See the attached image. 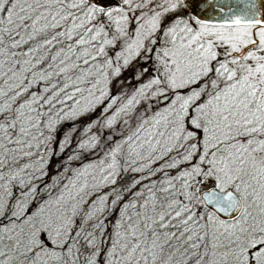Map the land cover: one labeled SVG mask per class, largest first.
<instances>
[{
  "label": "snow or ice",
  "instance_id": "6c2138e0",
  "mask_svg": "<svg viewBox=\"0 0 264 264\" xmlns=\"http://www.w3.org/2000/svg\"><path fill=\"white\" fill-rule=\"evenodd\" d=\"M0 264H264V0H0Z\"/></svg>",
  "mask_w": 264,
  "mask_h": 264
},
{
  "label": "trees",
  "instance_id": "16d2710c",
  "mask_svg": "<svg viewBox=\"0 0 264 264\" xmlns=\"http://www.w3.org/2000/svg\"><path fill=\"white\" fill-rule=\"evenodd\" d=\"M133 83H135V81ZM65 127H67V125H65Z\"/></svg>",
  "mask_w": 264,
  "mask_h": 264
}]
</instances>
